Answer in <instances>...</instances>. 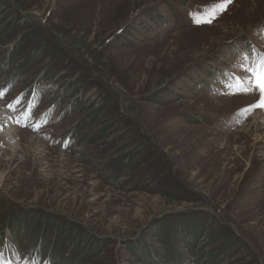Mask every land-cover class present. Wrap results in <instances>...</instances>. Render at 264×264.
<instances>
[{
    "label": "rangeland",
    "instance_id": "374dc122",
    "mask_svg": "<svg viewBox=\"0 0 264 264\" xmlns=\"http://www.w3.org/2000/svg\"><path fill=\"white\" fill-rule=\"evenodd\" d=\"M213 2L0 0V198L25 226L0 253L59 242L37 209L75 264H264V108L227 75L264 53V0L196 23Z\"/></svg>",
    "mask_w": 264,
    "mask_h": 264
},
{
    "label": "trees",
    "instance_id": "16d2710c",
    "mask_svg": "<svg viewBox=\"0 0 264 264\" xmlns=\"http://www.w3.org/2000/svg\"><path fill=\"white\" fill-rule=\"evenodd\" d=\"M68 141L66 140L64 143H67ZM63 147L64 149H68V145L66 147V144H63ZM7 201H4V199L0 198V231L2 233H5L6 230H8L10 233V235L12 237H15V235L18 233V232H15L17 229L20 230L22 228L25 227V226H21V224L19 223V226L16 225V216H18V211L13 207L11 209H9L6 213L2 214L3 211L5 210V204H6ZM29 213H33V214H38L40 218H45V217H49V218H55L57 221H56V231L55 233H60V238H59V242H56V238H54L53 242H52V245L50 246V249L47 250V247H46V240H45V237H44V231L43 232H40V236H39V240L35 239V240H32V242L29 243V246L31 247L30 248V253H32L34 256L33 257H28L30 258L31 260L35 261V263H39V264H55L56 262H59V260L54 256L53 254V251L55 250L54 249V246L55 244L57 243L59 246V249H58V257L59 259H62V262L61 264H75L76 263V258L75 255H74V252H70V250H76L77 248V245L76 247H74V240H72L71 238L67 237V239L64 240L63 244L61 245L60 242H61V237H63L64 235H66V229H64L63 227L68 225L67 222V218L66 217H63V216H55L54 214L52 213H44L45 216H40L41 214V211L40 210H34L32 209ZM28 213V214H29ZM3 215V216H1ZM160 223L162 222H158L157 225H159ZM186 222H184L183 224H185ZM62 226V228H60ZM72 229L70 228V231ZM204 229H202L203 231ZM181 231V232H180ZM180 234H181V238L183 239L182 235H183V232L182 230H180ZM20 232V231H19ZM35 236L36 234L38 233V229H34L31 231ZM177 232V231H176ZM197 232H200L201 234V231L199 229H195V231H189L187 232V237L188 235L191 233L192 235H195ZM21 233V232H20ZM203 233H205V231H203ZM22 234V233H21ZM20 234V237L19 239L22 237V235ZM68 234V233H67ZM2 234L0 233V236ZM29 236H31V234H29ZM93 239V246L90 248L89 246V251L84 253V256H85V261H89L91 260L94 255L96 253H98L100 251V248H101V240L100 239H97V237H92ZM189 238H187L184 243L186 245H192L193 242L191 241H188ZM26 240L28 239H25L24 237H22V243H24ZM31 240V239H30ZM90 240V239H89ZM183 250L182 249H179L178 251V257L177 259L176 258H173V262L172 263H163V264H179L178 261H181V255L179 254L181 251ZM13 252V251H12ZM7 253V252H6ZM6 253L4 252V250L2 251V254H3V257H6ZM67 253L69 254V256H67ZM90 253V254H89ZM11 253H9V255L7 256H10ZM7 259V258H6ZM19 259H23L22 256L19 257ZM141 259V258H140ZM83 262L80 261V264H82Z\"/></svg>",
    "mask_w": 264,
    "mask_h": 264
},
{
    "label": "snow or ice",
    "instance_id": "6c2138e0",
    "mask_svg": "<svg viewBox=\"0 0 264 264\" xmlns=\"http://www.w3.org/2000/svg\"><path fill=\"white\" fill-rule=\"evenodd\" d=\"M232 3V0H214L207 12L193 13L195 22L200 23H212L220 14L227 11L228 6ZM253 52L257 53V58L251 63H244L240 65L242 71L248 75L246 77H240L238 75L227 74L232 77L234 83L230 85L233 89L230 94L232 95H253L258 94L259 99L254 105H250L246 111L260 107L264 108V53L257 52L253 49ZM5 95L4 91H0V98ZM19 101H17L18 103ZM9 108L14 109V105H8ZM0 264H12L10 260H6L3 254L0 253Z\"/></svg>",
    "mask_w": 264,
    "mask_h": 264
},
{
    "label": "bare ground",
    "instance_id": "6f19581e",
    "mask_svg": "<svg viewBox=\"0 0 264 264\" xmlns=\"http://www.w3.org/2000/svg\"><path fill=\"white\" fill-rule=\"evenodd\" d=\"M258 139V138H257Z\"/></svg>",
    "mask_w": 264,
    "mask_h": 264
}]
</instances>
